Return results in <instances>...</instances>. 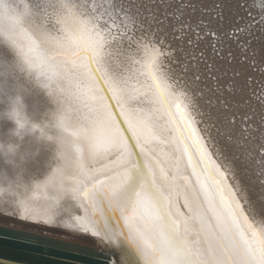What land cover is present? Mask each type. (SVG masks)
<instances>
[{"label":"snow or ice","instance_id":"obj_1","mask_svg":"<svg viewBox=\"0 0 264 264\" xmlns=\"http://www.w3.org/2000/svg\"><path fill=\"white\" fill-rule=\"evenodd\" d=\"M183 7L184 0H99L98 5L93 0H31L30 7L18 10L10 0H0V56L7 58L0 63V105L7 103L0 108V182H8L17 193H27L29 182L39 180L45 189L59 193L74 176L82 187L71 189L73 193L88 205L98 202L102 217L105 212L118 214L126 243L141 264H264V231L255 228L248 217L251 205L246 192L238 180L229 183L226 166L206 150L204 138L193 126L204 125L210 140L215 131L219 139L213 147L223 142L225 149H234L235 159L264 186V101L241 113L227 99L221 102L209 85L200 87L199 61L194 55L181 54L185 45H192ZM251 29L252 25L237 26L233 56L248 57L255 35ZM144 52L150 54V67L159 62L160 71L180 85L191 101V120L179 103L175 112L183 125L180 143L191 170L180 179L196 222L193 228L202 237L201 251H194L180 235V224L170 211L171 186L162 169L165 182L157 181L154 162L143 149L135 143L127 145L137 157L135 164L124 163L122 154H117L102 168H92V162L108 157L118 147L116 137L109 136L99 120L75 128L68 123L65 85L71 77L83 82L90 73L113 108L118 131L133 140L111 102L97 64H106L112 57L138 63L135 58ZM157 91L172 116L173 107L159 84ZM26 95L42 98L43 103L34 107L38 119L26 114ZM254 98L253 92L244 102ZM241 102L236 101L237 105ZM238 117L243 126L237 123ZM141 154L146 157L143 161ZM231 175L235 180L236 173ZM30 199L25 196L20 203L27 206ZM100 227L108 230L106 218Z\"/></svg>","mask_w":264,"mask_h":264},{"label":"bare ground","instance_id":"obj_2","mask_svg":"<svg viewBox=\"0 0 264 264\" xmlns=\"http://www.w3.org/2000/svg\"><path fill=\"white\" fill-rule=\"evenodd\" d=\"M10 2L18 10L31 6V0H23V3L21 0H10ZM185 2L192 5V9L189 7L181 9L185 21L190 24L189 32L194 28H199L200 33L204 35V39L199 35L198 37L193 35L192 37L196 38L195 41H192L190 47L185 45V51L181 53L185 57L194 55L199 61L198 69L202 77L200 87L209 85L215 90L216 96L221 98V102L227 99L233 109L238 108L241 113L254 105L258 106L261 101L257 99V95L254 99L244 101L246 97L252 96L253 91H257L258 83L264 81V71H262L264 23L257 24L259 26L254 25L252 22L255 19L249 16L251 13L252 17L264 20V0H184ZM93 3L98 5L99 0H93ZM217 3L220 4L222 12L214 17L209 10L213 11ZM4 23L8 24L10 21ZM238 25H252L251 30L255 33L249 55L244 57V60L239 53L233 56L235 40L228 36L229 30L237 28ZM206 30L213 31L220 37L222 58L213 54L210 45L212 36L207 35ZM200 51L205 53L206 60L213 59L211 66L215 71L214 78L212 74L208 75L210 70H206L205 67L210 64L203 54L200 55ZM228 52L231 53L230 56L227 55ZM251 54H253L252 57ZM135 59L139 62L133 63L125 57H112L106 64L98 63L97 67L101 68L100 75L104 78V85L111 94L125 125L130 128V133L139 149H143L147 159L154 162L157 181L165 182L160 176V169H162L167 185L171 186L172 207L170 211L172 218L180 224V235L187 239L194 251H201L202 237L197 236L193 228L196 222L186 197L183 181L180 179L182 175H190L191 170L187 168V161L183 156L184 145L180 143L183 125L179 123V113L175 112V105L179 103L185 109L187 118L191 120L193 118L191 101L183 94L180 85L175 84L173 79L160 71L159 62L150 67L149 53L144 52ZM196 60L193 62L195 63ZM6 62L7 58L0 56V63ZM153 76L162 88L168 104L173 107L172 116L169 115L161 101ZM248 77H252V80L250 81ZM65 87L70 127L75 128L81 124L87 125L93 120H99L101 128H106L107 134L116 137L118 141V147L113 148L108 157L101 156L92 162L90 167L102 168L109 158L116 159L117 154H122L124 163L135 164L137 161L132 154V149L127 147L129 141L118 131L117 120L113 116L112 108L109 107V101L105 99V93L95 77L89 73L88 78L83 82L71 77ZM204 90L209 95L212 94L208 88L205 87ZM236 101L242 102L237 105ZM42 103V98L37 95L25 96V111L29 118L38 119L35 116L34 107ZM216 104L217 101L213 98V105ZM6 107L7 103L0 105V108ZM173 119L176 121L175 124ZM237 123L242 125L241 118H237ZM193 126L197 127L198 135L204 138L207 145L206 150L212 153L217 163H220L222 167L226 166L229 183L235 184L237 180L239 181L251 205V210L247 212L248 217L255 228L264 231V186L261 185L258 177L251 171H246L235 159L234 149H225L223 142L216 143L213 147V143L219 139L215 131L212 132L210 140L204 131V125L197 126L194 123ZM103 135L102 132V138ZM141 155L145 160V155ZM233 172L236 173L235 180L231 175ZM92 175L96 176L95 173ZM98 178L103 179L104 177L100 175ZM74 181V176L66 180L65 191L59 193L45 189L39 180L29 182L27 193L23 190L17 193L14 188L9 187L8 182H0V213L35 223L38 226H46L48 229H63L91 236H93L92 232H96L97 235L94 236L96 238H99V234H106L113 243H117L121 238V241L129 246L123 235L126 230L118 214L105 212L102 217L98 202L95 206L88 205L78 193L71 191L73 188L82 187ZM54 195L57 196V200H52ZM25 196L31 198L27 206L20 203ZM241 199L243 200L244 196H241ZM245 208L248 209L249 205L245 204ZM105 218L108 224L107 231H103L100 227V223L105 222ZM85 228L88 231H85ZM201 259H203V254H201Z\"/></svg>","mask_w":264,"mask_h":264},{"label":"water","instance_id":"obj_3","mask_svg":"<svg viewBox=\"0 0 264 264\" xmlns=\"http://www.w3.org/2000/svg\"><path fill=\"white\" fill-rule=\"evenodd\" d=\"M155 83L157 86L156 79ZM163 96L166 99L164 92ZM111 102L122 118L113 98ZM128 141L137 145L134 138ZM135 159L137 161L136 156ZM140 160H144L142 155ZM109 238L106 234L96 238L63 229H48L0 213V264H141L121 238L117 243Z\"/></svg>","mask_w":264,"mask_h":264},{"label":"rangeland","instance_id":"obj_4","mask_svg":"<svg viewBox=\"0 0 264 264\" xmlns=\"http://www.w3.org/2000/svg\"><path fill=\"white\" fill-rule=\"evenodd\" d=\"M184 7H189L190 9H192V5H190V4H188V3H184ZM209 12L210 13H212L213 15L212 16H214V17H217L218 15H220L221 14V6H220V4L219 3H217L216 4V8H214V10L213 11H211V10H209ZM262 19V18H261ZM263 20V19H262ZM252 23H254V25H257V24H259L260 23V21L259 20H257V19H255ZM256 23V24H255ZM251 24V23H250ZM264 28H262V30H263ZM206 33H207V35H211L212 36V40H211V42H210V45L212 46V51H213V54L214 55H216L217 57H221L222 58V55H221V51H222V45H221V43H222V41H221V39H220V37L217 35V34H215L213 31H209V30H206L205 31ZM189 35H191V36H195V37H198L197 35H199V36H201L202 38H203V34L202 33H200V29L199 28H194L191 32H189ZM228 36L231 38V39H234V40H236L237 39V36H238V32H237V28H232L231 30H229V32H228ZM195 37H192V41L194 42L195 41ZM204 39V38H203ZM244 47L245 48H247L248 47V45H244ZM201 52V51H200ZM199 52V53H200ZM252 53H253V51H252ZM201 54H203V56H204V58H205V60L207 59V57H206V55H205V53L204 52H201L200 53V55ZM227 55L228 56H230L231 55V53L230 52H228L227 53ZM253 56V54H251V57ZM242 59L244 60V56L242 57ZM212 60L213 59H210V60H206V61H209V64H210V66H207V67H205L206 68V70H210V72H209V74L208 75H211L212 74V77L214 78L215 76H214V73H215V71H214V69H212L213 67L211 66V64L213 63L212 62ZM207 65V64H206ZM262 71H264V66L262 67ZM248 78H250L249 80L251 81L252 80V77H248ZM258 88H257V91L256 92H254L255 93V96L257 95L258 97H257V99L258 100H260V101H262L263 100V97H264V81H262V82H259L258 83ZM253 94V93H252ZM259 96H262V97H260L259 98Z\"/></svg>","mask_w":264,"mask_h":264}]
</instances>
